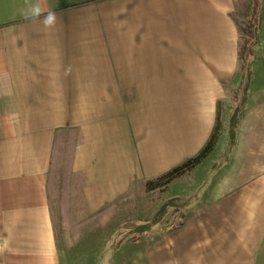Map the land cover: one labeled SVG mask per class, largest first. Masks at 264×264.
I'll use <instances>...</instances> for the list:
<instances>
[{
	"label": "crops",
	"instance_id": "1",
	"mask_svg": "<svg viewBox=\"0 0 264 264\" xmlns=\"http://www.w3.org/2000/svg\"><path fill=\"white\" fill-rule=\"evenodd\" d=\"M246 1L39 0L58 17L46 29L25 0H0V264H64L56 216L79 222L146 186L217 123L214 172L184 191L181 224L136 228L114 258L264 264V14L259 0L243 69Z\"/></svg>",
	"mask_w": 264,
	"mask_h": 264
},
{
	"label": "rangeland",
	"instance_id": "2",
	"mask_svg": "<svg viewBox=\"0 0 264 264\" xmlns=\"http://www.w3.org/2000/svg\"><path fill=\"white\" fill-rule=\"evenodd\" d=\"M242 1L237 0L239 7ZM261 3L264 14V0ZM235 17L242 25L243 16L235 13ZM217 155L218 151L214 150L208 158L202 160V166L196 172L178 181L176 188L168 185L165 191L160 188L149 191L144 184L136 185L94 216L80 219L79 222H67L64 219L63 224L56 216L64 264H117L114 253L119 250L116 249L122 244L123 252L126 250L129 240L136 238V228L150 232L180 225L172 217L183 213L184 191L193 190L198 183L209 180L210 174L212 176L214 172ZM61 226L64 228L61 229Z\"/></svg>",
	"mask_w": 264,
	"mask_h": 264
},
{
	"label": "trees",
	"instance_id": "3",
	"mask_svg": "<svg viewBox=\"0 0 264 264\" xmlns=\"http://www.w3.org/2000/svg\"><path fill=\"white\" fill-rule=\"evenodd\" d=\"M240 14L243 16V24H240L241 45L239 56L243 69H248L249 57L253 54L258 37V25L261 21L259 0H248L243 3ZM220 133V125L217 123L203 147L193 156L173 166L169 170L146 182L147 190L160 188L165 191L167 186L193 170L214 149Z\"/></svg>",
	"mask_w": 264,
	"mask_h": 264
},
{
	"label": "clouds",
	"instance_id": "4",
	"mask_svg": "<svg viewBox=\"0 0 264 264\" xmlns=\"http://www.w3.org/2000/svg\"><path fill=\"white\" fill-rule=\"evenodd\" d=\"M22 14L26 20L32 22L39 21L46 29L54 28L58 20L57 14L54 10H48L45 13L39 0H37L36 3H33L32 0H25V8Z\"/></svg>",
	"mask_w": 264,
	"mask_h": 264
}]
</instances>
